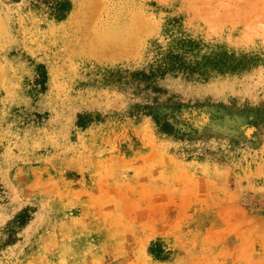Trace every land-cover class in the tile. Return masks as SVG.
Wrapping results in <instances>:
<instances>
[{"label": "rangeland", "instance_id": "1", "mask_svg": "<svg viewBox=\"0 0 264 264\" xmlns=\"http://www.w3.org/2000/svg\"><path fill=\"white\" fill-rule=\"evenodd\" d=\"M57 1L0 0V264H264V0Z\"/></svg>", "mask_w": 264, "mask_h": 264}, {"label": "trees", "instance_id": "2", "mask_svg": "<svg viewBox=\"0 0 264 264\" xmlns=\"http://www.w3.org/2000/svg\"><path fill=\"white\" fill-rule=\"evenodd\" d=\"M68 7V1L67 0H58L57 2L54 3V6L52 7L51 13L54 15L55 18L61 19L63 17V14L65 11H67ZM38 83H41L44 81L45 75L43 71H40L38 74ZM168 123L167 122H162L159 127L160 130L166 131L168 130Z\"/></svg>", "mask_w": 264, "mask_h": 264}, {"label": "bare ground", "instance_id": "3", "mask_svg": "<svg viewBox=\"0 0 264 264\" xmlns=\"http://www.w3.org/2000/svg\"><path fill=\"white\" fill-rule=\"evenodd\" d=\"M110 41H111V40H109V42H110ZM111 42H113V40H112ZM111 42H110V43H111ZM100 43H102V42H100ZM111 44H112V43H111Z\"/></svg>", "mask_w": 264, "mask_h": 264}]
</instances>
